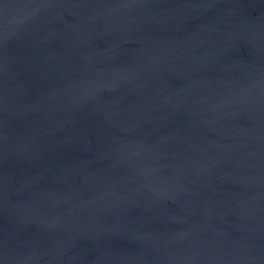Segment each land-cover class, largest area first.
<instances>
[{
	"label": "water",
	"instance_id": "water-1",
	"mask_svg": "<svg viewBox=\"0 0 264 264\" xmlns=\"http://www.w3.org/2000/svg\"><path fill=\"white\" fill-rule=\"evenodd\" d=\"M0 264H264V0H0Z\"/></svg>",
	"mask_w": 264,
	"mask_h": 264
}]
</instances>
